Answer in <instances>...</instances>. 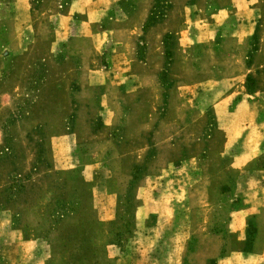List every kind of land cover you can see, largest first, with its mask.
<instances>
[{"label":"rangeland","instance_id":"374dc122","mask_svg":"<svg viewBox=\"0 0 264 264\" xmlns=\"http://www.w3.org/2000/svg\"><path fill=\"white\" fill-rule=\"evenodd\" d=\"M263 250L264 0H0V264Z\"/></svg>","mask_w":264,"mask_h":264},{"label":"crops","instance_id":"0c3cea01","mask_svg":"<svg viewBox=\"0 0 264 264\" xmlns=\"http://www.w3.org/2000/svg\"><path fill=\"white\" fill-rule=\"evenodd\" d=\"M140 20H141V18H140ZM143 20H144V18H143ZM166 25H167L166 22H163L161 24H158V25L152 27L148 31V33H147L148 45L149 44L152 45L155 43L157 45L160 42V48H161V43L163 42V38H164L165 34L168 33V31H169V30L165 29ZM256 64H257V60H256ZM252 213H254V215L257 214V212L255 210L251 211L249 214H252ZM236 215H237L235 217L236 223L237 222H239V224L242 223V227H240L238 230L242 231L243 230V224L245 223V220H246L248 213L247 214L239 213ZM222 264H264V250L260 253L254 252L251 256H247V257H242L239 254H235L231 257H228V259L226 261H224Z\"/></svg>","mask_w":264,"mask_h":264},{"label":"trees","instance_id":"16d2710c","mask_svg":"<svg viewBox=\"0 0 264 264\" xmlns=\"http://www.w3.org/2000/svg\"><path fill=\"white\" fill-rule=\"evenodd\" d=\"M159 4H161V3H159V1H158V2H157V5L159 6ZM165 4H166L165 8L168 9V8L170 7V5H169L168 3H165ZM170 9H171V7H170ZM163 18H164V16H163ZM158 24H159V22H154V21H152V19L150 18L149 22H148L147 25H146V29H147V28H152V27H154V26H156V25H158ZM253 52H254V53L257 52V49H254ZM250 56H251V54H250ZM251 64H252V63H249L248 65L251 66Z\"/></svg>","mask_w":264,"mask_h":264}]
</instances>
